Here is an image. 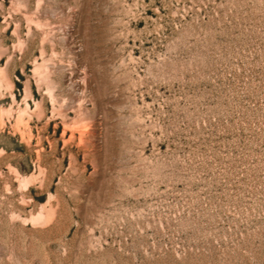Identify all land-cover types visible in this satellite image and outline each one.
<instances>
[{
	"label": "rangeland",
	"instance_id": "1",
	"mask_svg": "<svg viewBox=\"0 0 264 264\" xmlns=\"http://www.w3.org/2000/svg\"><path fill=\"white\" fill-rule=\"evenodd\" d=\"M0 264H264V0H0Z\"/></svg>",
	"mask_w": 264,
	"mask_h": 264
}]
</instances>
